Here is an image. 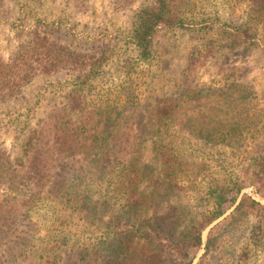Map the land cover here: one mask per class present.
I'll use <instances>...</instances> for the list:
<instances>
[{
    "label": "trees",
    "instance_id": "1",
    "mask_svg": "<svg viewBox=\"0 0 264 264\" xmlns=\"http://www.w3.org/2000/svg\"><path fill=\"white\" fill-rule=\"evenodd\" d=\"M229 1L252 4V20L223 30L230 70L219 85L199 83L197 48L158 93L141 96L139 76L138 87L129 80L140 62L158 61L163 32H210L195 0L143 3L132 63L39 32L9 58L0 54V104L37 75H72L65 99L42 118L9 120L16 156L0 143V264H194L202 250L197 264H264V203L256 199H264V91L248 80L264 61V0ZM112 71L124 77L105 99ZM64 213L83 225L69 228ZM43 215L51 219L40 237L34 218Z\"/></svg>",
    "mask_w": 264,
    "mask_h": 264
},
{
    "label": "rangeland",
    "instance_id": "2",
    "mask_svg": "<svg viewBox=\"0 0 264 264\" xmlns=\"http://www.w3.org/2000/svg\"><path fill=\"white\" fill-rule=\"evenodd\" d=\"M152 1L84 0L83 4H78L77 0H2L0 3V54L9 58L21 44L27 43L35 33L39 32L41 36L58 38L77 50H89L93 47L99 54L106 51L105 55L114 63L126 59H131V63L135 62L137 58L133 50L135 48L129 41L135 24V13L143 3ZM195 3L199 5L201 11H204L201 14L204 18L202 25L205 27L212 25V29L209 33H202V35L189 30L163 32L155 43L159 54L158 61L155 59L151 64L140 62L129 75V80L136 87H138L139 76L141 96L144 94L146 96L153 90L158 93L162 87H168V84L178 80L191 60L195 48L201 49L196 64L199 83L219 85L228 76L230 69L225 65L226 49L221 46L222 42H219V38L223 35V30L234 31L233 28L251 19L252 4L229 0H195ZM39 20L51 26L45 27ZM53 27L59 28L60 31L50 35V28ZM252 53L254 54V51ZM259 65V68L250 69L248 80L255 84L259 92H262L264 91V61L259 62ZM154 74H159V77H154ZM123 77L122 72L112 71L110 75L103 78L104 90L102 88L100 94L104 98L115 96L116 88H119L118 85ZM150 80L153 83H150ZM71 81L72 75L67 71L40 74L23 89L22 95L17 100L0 104V143L10 148L13 156L18 154L19 147L15 142V131L10 126L9 120L24 113L29 114L32 122L42 118L53 105L65 99ZM202 152L204 151L200 150V154ZM213 156L216 158L219 155L216 153ZM243 193L252 194V188H245ZM256 199L264 203V199L259 197ZM59 216L66 223L68 222L69 228L74 230L83 225L77 214L64 213ZM50 217L43 215L34 218L40 228L38 231L40 237H44L47 222L49 221L50 224ZM224 217L204 231V244L212 226ZM203 253L204 250L199 253L194 264L198 263Z\"/></svg>",
    "mask_w": 264,
    "mask_h": 264
}]
</instances>
